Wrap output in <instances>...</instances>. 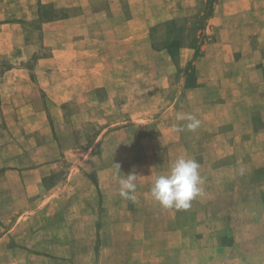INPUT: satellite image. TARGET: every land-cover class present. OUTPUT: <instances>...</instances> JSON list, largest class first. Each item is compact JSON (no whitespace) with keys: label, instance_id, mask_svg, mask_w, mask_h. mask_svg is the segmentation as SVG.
Listing matches in <instances>:
<instances>
[{"label":"rangeland","instance_id":"1","mask_svg":"<svg viewBox=\"0 0 264 264\" xmlns=\"http://www.w3.org/2000/svg\"><path fill=\"white\" fill-rule=\"evenodd\" d=\"M120 1L122 10L117 12L115 5L110 9L107 7L109 15L103 21H108L103 22L99 12L104 11V8L100 6L99 0H0V24H15L18 34H20L18 29H21V35L23 34L27 45L26 50H21L16 45L10 56L0 58L5 61L0 63V75L20 61L21 65L32 71L33 78L36 75L33 71L37 61L49 58L54 55L52 50H56L57 65L60 67L59 77L66 82L68 75L72 76L74 72L82 75L85 65L81 62L88 55L87 48H91L88 44L100 46L97 33L103 29L101 26L116 24L117 35L124 38L129 27L125 26L124 22L136 14L151 16L152 20L169 15L171 17L166 21H174L173 24L167 25V28L162 26L163 21L149 27L148 36L139 38L138 52H122L118 66L103 70L101 77L98 73L95 74L98 75V79H106L107 83L99 84L96 78L91 80V85H96L95 87L79 95L77 99L60 101L59 111L52 109V114L47 116L46 122L50 124L60 150L66 151L60 153L61 157H66L63 160L62 173L66 172V166H74L75 171L73 197L76 208L75 258L53 261L52 264H146L147 254L149 258L150 255L154 256L152 257L155 264H195L194 251L198 244L194 240L193 242L186 240L187 245H183L186 250L180 260L179 256L168 258L166 253L169 252V248L175 255L178 251V242L168 243V238L182 239V229L181 232L176 228L173 230L171 228L173 223L169 222L165 230V213L156 210L163 207L151 197L150 187L153 177L166 173L171 162L178 156L210 158L211 148L200 145L214 140L215 135L201 128L209 124L214 129L211 116L215 114V104L225 100H214L217 91L211 85L193 91H191L193 86L184 87L185 91L178 100L180 108L185 114L196 116L204 124H200L194 132L185 128L182 140L188 145L186 148L170 147L164 140L171 135L167 132L164 137L163 128L164 124H169L170 118H173L170 116V106L181 88L179 81L183 79L182 73L176 68V72L170 75L169 88L150 90L153 84H150L149 79L158 72L166 71L163 65L166 57L176 62V65L179 62V67L187 60L185 68L190 65V72L195 78L196 71L202 73L199 78L206 75V58L202 59L204 57L202 47L195 57L194 49L192 54L185 51L183 55L179 49L172 56L163 48V44L167 43L164 41L165 37L167 36L168 40L174 39L180 25L193 33L191 27L196 23L195 16L201 14L204 9V0ZM212 7V13L205 19L201 32L204 37L202 45L212 43L218 34L213 29L212 16L226 11L227 14L222 17V26L227 29L228 40L234 49V59L241 60L237 67L235 66V72L239 74L242 69H250L252 66H248L252 65V62L257 61L259 57L264 58V0H216ZM3 15L5 19H1ZM20 15L21 18H17ZM141 26L140 24L139 27ZM260 47V53L254 51V48L258 50ZM150 49L161 52L153 54ZM207 51V54L210 53L209 48ZM106 55L111 53L107 52ZM89 57L93 62L98 61V59L94 61L93 56ZM75 60L79 66L77 68L73 66ZM196 60L198 61L195 64ZM260 73L264 75V62L257 64L255 74L248 73L246 76L256 78ZM246 76L242 77V83L245 82L247 90L245 95L253 92L249 89L252 87L250 84L246 86ZM194 80L197 81V78ZM66 85L64 84V87ZM232 91L240 93L238 106L242 107V85L237 89H230L227 85L220 89L219 93L228 98V103L237 104L236 101L229 100L233 95ZM135 92L139 94L138 100L129 97ZM226 108L220 106L219 112ZM1 118L0 115V122ZM112 163H119L120 171L124 175L129 173L138 175L135 181L137 185L135 201L123 199L118 195V183ZM213 168L214 176L202 177L203 183L200 187L203 189L206 185L209 189L212 188L208 190L212 196L219 191L216 203L221 208L224 207L221 202L225 196L221 189L229 188L227 184L230 183L232 173H236L242 167L227 157L216 160ZM206 180L208 184H205ZM64 185L60 187L64 188ZM18 198L22 202L25 201L22 197ZM5 199L10 203L9 197ZM150 201L153 203L149 204ZM65 202V197L55 198L52 202L54 212L51 213L57 216V219H61L60 217L66 213L63 211ZM43 214L42 212L32 214L29 218L30 226L38 227L44 219ZM15 216L20 215L13 211H0V236L10 229ZM102 223H105L104 227L102 225L100 227ZM53 227L49 230L61 235L67 231L62 229L58 222ZM67 232L70 241V229ZM24 234L27 233L21 228L13 233L14 236ZM9 238L11 243L5 242L6 240L0 241V264H28L29 261L22 260L19 252L10 251L15 243L12 237L7 235L6 239ZM51 240L57 249L63 246L62 243L60 245L58 243L60 236L55 235ZM141 255L144 259H141Z\"/></svg>","mask_w":264,"mask_h":264},{"label":"crops","instance_id":"2","mask_svg":"<svg viewBox=\"0 0 264 264\" xmlns=\"http://www.w3.org/2000/svg\"><path fill=\"white\" fill-rule=\"evenodd\" d=\"M99 2L104 8V11L99 12L103 18L101 21L109 15L107 7L110 9L112 5H115L117 12L122 10L120 0H99ZM154 8L157 9V6L154 5ZM225 14L227 12L222 11L212 16L213 29L218 34L212 43L201 46L204 52L202 59L206 58V75L199 78L202 73L196 71L197 81L191 89V91L201 90L206 85H211L217 91L214 100L225 101L215 104V114L211 116L214 129L209 124L201 128L215 135L214 140L200 145L211 148L210 158L203 159L201 156L200 159L199 157L194 159L200 164L201 177H213V163L221 158L230 157L232 162L242 169L232 173L231 179L228 177L229 188L221 189V192L225 193L221 202L224 207L219 208L216 203L219 191L215 189L217 194L213 197L208 191L212 188L209 189L205 185L188 209L156 210H162L165 213V230L169 222L173 223L171 227L173 230L176 228L181 232L182 229V239L181 237L174 240L168 238V243L178 242L176 255L174 252L171 253L169 248V252L166 253L168 258L179 256L180 260L186 250L183 245H187L188 239L198 244L194 251L195 264H264V75L260 73L256 78L246 76L248 73L255 74L257 64L264 62V58L259 57L257 61L252 62V65L248 66H252L250 69H242L239 74L235 72V66L237 67L241 60L234 59V49L228 40L227 29L222 26V17ZM117 16L115 13V17ZM150 17L136 14L128 18L124 22L125 26H129L124 38L117 35L116 24L112 25L111 22V25L101 26L103 29L97 33L100 46L88 44L91 48H87L88 55L81 62L85 65L82 75L74 72L72 76L68 75L66 82L59 77L58 68L60 67L57 65L56 50H52L54 55L49 58L37 61L33 71L36 75L33 78H31L32 71L25 65H21L20 61L8 67L0 75V115L2 116V122H0V211H13L20 215L15 216L10 229L6 227L8 230L0 236V241L6 240L5 242L11 243L10 238L6 239L7 235H10L15 243L10 251L19 252L22 260L29 261L28 264H52L53 261L75 258L76 208L73 198L75 171L74 166H66V172L62 173L63 160L66 157H61L60 153H66V151L60 150L51 126L46 122L47 116L52 114V109L59 111L60 101L77 99L79 95L95 87L96 85H91V80L96 78L99 84L107 83L106 79H98V75L95 74L98 73L101 77L103 70L118 66L122 52H138L137 43L140 36L146 38L149 27L161 21L163 24L171 16L166 15L156 20ZM17 18L20 19L21 15ZM1 19H5L4 15ZM140 24L141 27H139ZM11 25L10 23L0 24V58L2 59L10 56L16 45L21 50L27 49L21 29H18L20 30L18 34L15 24L12 27ZM109 37L112 38L109 39ZM208 48L210 53L207 54ZM192 50V48H180L182 55L185 51L192 54ZM150 51L153 54L161 52L154 49ZM254 51L260 53L261 47L258 50L254 48ZM93 52L97 55H92ZM107 52L111 55H106ZM89 56H93L92 59L94 61L98 59V61L93 62ZM2 59L0 63L5 62ZM186 61L184 60L179 67V62L176 65V62L166 57L163 62L166 71L158 72L149 79L150 84H153L150 90L169 88L170 75L176 72V68L182 73L183 79L179 81L181 88L178 90V98L176 97L170 106V116L173 118H170L169 124L165 123L163 128L164 137L167 132L171 135L164 140L170 147L186 148L188 146L182 140L184 131H173L174 128L183 127L186 123L177 119L179 115H186L178 101L185 91L186 73L183 69ZM73 66L79 67L76 60ZM244 75L246 86L250 84L252 87L249 89L253 90L252 93L247 94L248 96L245 95L247 92L245 82L242 83ZM64 84H67L66 87ZM227 85L230 89H237L242 85V107L238 106L240 93L232 91L233 95L229 97L230 101H236L237 104L228 103V98L223 93H219L220 89ZM129 97L138 100L139 94L131 93ZM220 106L227 108L219 112ZM201 124L204 123L201 122ZM223 125L226 126L223 127ZM62 184H65L64 188L60 187ZM205 184H208V180ZM35 196L38 197L35 198ZM7 197L10 198V203L5 199ZM18 197L24 198L25 201L22 202ZM64 197L66 202L63 211L66 213L60 217L61 219H57V216L51 213L54 212L52 202L55 198L63 199ZM151 203L153 201L149 202ZM59 210L58 208V212ZM38 212L44 213V219L38 227H31L29 218ZM57 222L62 229L67 231L70 229V241L67 231L61 235L49 230ZM101 225L104 227L105 223L100 224V227ZM18 228L25 230L27 234L14 236L13 233ZM55 235L60 236L58 243L63 245L58 249L51 243L53 242L51 238ZM56 252L58 253L55 254ZM148 255L145 257L146 264H155L154 256L150 255L149 258ZM141 259H144V256L141 255Z\"/></svg>","mask_w":264,"mask_h":264},{"label":"clouds","instance_id":"3","mask_svg":"<svg viewBox=\"0 0 264 264\" xmlns=\"http://www.w3.org/2000/svg\"><path fill=\"white\" fill-rule=\"evenodd\" d=\"M179 120L186 121L183 127H176L175 132L195 131L200 127L201 121L192 114L179 115ZM115 169V179L118 183V195L126 200L135 201L137 174L124 175L120 171L119 163H112ZM200 164L194 159L184 155L178 156L171 162L164 174L153 177L150 194L151 197L163 208L177 210L188 209L191 202L200 195V185L203 178L199 172Z\"/></svg>","mask_w":264,"mask_h":264},{"label":"trees","instance_id":"4","mask_svg":"<svg viewBox=\"0 0 264 264\" xmlns=\"http://www.w3.org/2000/svg\"><path fill=\"white\" fill-rule=\"evenodd\" d=\"M215 1L216 0H204V9L201 14L195 16L197 19L196 23L191 27L193 33H191V30L186 31L183 25H180V27H177V36L174 39L170 38L168 40L167 36L165 37L166 39L164 41L167 43L163 44V48L167 49V51L173 56L181 47H189L194 49L195 57L200 52V47L204 40L203 34L201 33L204 27V21L212 13V6ZM173 23L174 21H166L162 26L167 28V25L169 26ZM184 32H186V35H184ZM189 66L190 65H188L184 71L186 73L185 87H191L195 83L194 74L190 72Z\"/></svg>","mask_w":264,"mask_h":264}]
</instances>
